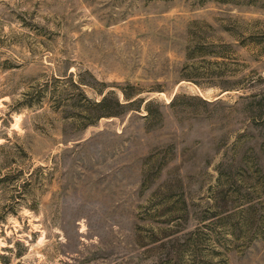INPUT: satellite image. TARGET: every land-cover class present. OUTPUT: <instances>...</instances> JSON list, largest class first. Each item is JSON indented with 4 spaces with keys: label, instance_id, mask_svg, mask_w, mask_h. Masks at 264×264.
I'll return each mask as SVG.
<instances>
[{
    "label": "rangeland",
    "instance_id": "obj_1",
    "mask_svg": "<svg viewBox=\"0 0 264 264\" xmlns=\"http://www.w3.org/2000/svg\"><path fill=\"white\" fill-rule=\"evenodd\" d=\"M256 1L0 0V264H264Z\"/></svg>",
    "mask_w": 264,
    "mask_h": 264
},
{
    "label": "trees",
    "instance_id": "obj_2",
    "mask_svg": "<svg viewBox=\"0 0 264 264\" xmlns=\"http://www.w3.org/2000/svg\"><path fill=\"white\" fill-rule=\"evenodd\" d=\"M201 1H205V0H201ZM216 1L225 2L227 0H216ZM258 1L264 3V0H257L256 2ZM92 103L96 111L95 115L93 116L94 119H99L101 117L115 116L118 113L120 108L125 107L124 106L125 104L120 103L117 99H115L114 102L111 101L110 95H104L101 98V100L97 102L94 101Z\"/></svg>",
    "mask_w": 264,
    "mask_h": 264
}]
</instances>
